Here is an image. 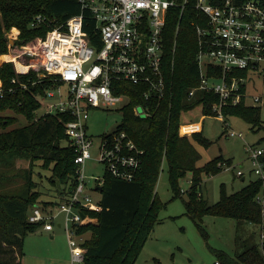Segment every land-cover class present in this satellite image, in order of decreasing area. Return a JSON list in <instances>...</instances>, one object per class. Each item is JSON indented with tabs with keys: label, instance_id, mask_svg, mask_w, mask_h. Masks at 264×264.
I'll return each instance as SVG.
<instances>
[{
	"label": "trees",
	"instance_id": "1",
	"mask_svg": "<svg viewBox=\"0 0 264 264\" xmlns=\"http://www.w3.org/2000/svg\"><path fill=\"white\" fill-rule=\"evenodd\" d=\"M195 1L189 0L182 15L178 8L169 9L164 30L166 90L161 98L150 100V116L139 117L133 112L134 105L145 102L139 91L141 86L120 83L130 101L122 109L123 120L119 127L144 150L142 168L132 181L119 180L105 173L100 200L102 209L87 212L97 218V223L78 227L79 233L88 234L83 244L87 248L83 264L135 263L157 223L158 209L162 205L152 189L163 159L167 161L176 195L182 197L179 179L192 171L193 188L188 199L182 197V200L186 213L204 234L201 220L206 214L236 221L235 241L241 250L235 257L220 253L216 264H264V242L248 244L251 232L264 226V178L258 177L231 194L222 191L220 200L210 205L200 197L201 170L196 166L199 155L188 135L180 129L183 113L196 106H200L203 113H210L212 102L217 100L213 93L201 90L188 97V92L199 84L195 27L206 25L205 16L194 7ZM223 1L211 0L214 4ZM242 1L234 0L236 3ZM261 1L264 4V0ZM80 12L77 0H0V55L8 51L7 36L13 28L19 30L16 44H25L45 36L49 28ZM84 13L89 17L88 12ZM38 14L45 17V23L33 28L31 22ZM85 29L91 34L87 25ZM0 79V264H21L24 239L27 234L37 231V225L28 221L29 210L39 203L43 194L33 178L34 166L51 173L49 190L54 189L55 195L52 200H43L42 204L56 205L75 185L78 165L74 161L75 148L64 132L66 115L48 114L34 120L35 110L40 106L39 96L50 85L49 79L33 84L38 80L36 72L17 74L12 61L0 67ZM225 109L247 120L253 130L261 123L260 107L256 105L241 103ZM9 112L13 114H7ZM17 115L24 117L28 124L10 129L18 121ZM200 139L206 142L205 138ZM219 159L203 170L217 173L214 163ZM25 160L29 161L27 168L11 173L17 161ZM40 173L38 171L37 175ZM16 178H21V185H17ZM244 232L247 237L240 239L239 234Z\"/></svg>",
	"mask_w": 264,
	"mask_h": 264
},
{
	"label": "built area",
	"instance_id": "2",
	"mask_svg": "<svg viewBox=\"0 0 264 264\" xmlns=\"http://www.w3.org/2000/svg\"><path fill=\"white\" fill-rule=\"evenodd\" d=\"M77 1L81 12L49 28L45 36L25 44H16L19 34L12 39L15 42L13 62L16 73L34 71L38 80L33 84L46 79L51 82L39 96V108L45 107L46 112L43 115L35 113L34 120L48 114L67 117L64 132L76 152V183L60 204L37 203L32 206L28 221L37 225V231L51 230L53 220L63 213L64 222L58 225L65 228L71 264H83L87 251L83 244L88 234L79 233L78 227L96 224L97 218L87 212L102 209L100 201L93 202L87 192V160L94 158L104 166L103 174L93 178L95 188L101 192L106 172L119 180H134L141 171L144 154L129 133L120 127L101 135L96 144L88 133L89 112L99 107H115L122 112L130 101L120 84L126 82L141 86L139 91L145 101L134 105V114L139 117L152 114L150 100L161 98L166 90L164 30L169 9L178 8L182 15L189 2ZM194 7L205 16L206 25L195 27L199 84L188 92V97L191 98L197 90L213 93L217 100L212 102V108L216 116L227 123L223 113L225 107L247 103V98L256 104L262 99L259 94H245L242 89L248 74L264 76V4L261 0L240 3L224 0L220 4L196 0ZM84 12H88L89 17ZM43 23L45 17L38 14L30 26L37 28ZM86 25L91 34L86 31ZM12 45L8 46L12 48ZM24 58L27 62H22ZM227 135L240 136L234 130L228 131ZM248 150L255 164V173L264 178V148L248 147ZM243 174L241 169L236 172L239 177ZM259 238L263 243L264 226L259 230Z\"/></svg>",
	"mask_w": 264,
	"mask_h": 264
},
{
	"label": "rangeland",
	"instance_id": "3",
	"mask_svg": "<svg viewBox=\"0 0 264 264\" xmlns=\"http://www.w3.org/2000/svg\"><path fill=\"white\" fill-rule=\"evenodd\" d=\"M18 34V29L13 28L8 33L7 38L15 40L14 35ZM14 47L15 42L12 48L8 47L6 54L0 55V59L3 60L0 62V67L5 62H13L11 57L16 53L13 51ZM22 62H27V59L24 58ZM1 87L2 81L0 79V89ZM242 90L250 96L259 94L262 97L257 104L251 98H247V101L246 98L244 99L247 102L246 105L260 107L261 123L254 130L251 129L247 120L227 109L223 110L227 123H223L216 116L213 108L210 113H203L200 106L183 113L181 118L180 129L188 135L191 144L199 155L196 166L201 170L200 197L207 200L210 205H214L220 200L222 191L231 194L260 177L254 171L255 164L250 157L251 152L248 147L253 149L264 148V76L260 73L248 74ZM45 112V107L35 111L36 115H43ZM17 118L18 121L11 125L10 129L28 124L24 117L17 115ZM122 120L121 110L115 107L111 109L92 108L88 118V133L97 144L101 135L116 130ZM230 130H234L240 136L228 137L227 132ZM201 137L205 138L206 142H203ZM95 155L96 152L93 150V156ZM218 157L220 159L214 163L217 173H206L203 168ZM28 166V160L17 161L11 173H16L18 169ZM33 169V178L43 191L39 197V203L42 204L43 200H52L55 193L54 189L49 190L48 177L51 175L50 171L35 166ZM238 169L243 171L244 180H242V176L236 175ZM38 171L41 172V175H37ZM103 171L104 166L94 158L87 160L85 166L87 192L95 203L100 201L102 193L95 188L96 184L93 178L101 176ZM192 176V171H189L178 182L180 194L185 199H188V193L193 188ZM21 182V178H16L17 185H21ZM152 190L157 193L162 205L158 209L157 223L134 264H216L220 253L235 257L237 251L241 250L235 241L236 221L234 219L206 214L201 220L205 234L198 228L186 213L182 197L176 195L172 189L168 164L165 159L162 161L158 180ZM60 222H64L63 213H60L53 220L51 230H39L27 234L23 242L21 264H71L67 235L64 226L58 225ZM251 233L248 244L258 245L260 243L259 229L256 228ZM239 235L240 239L241 236L242 238L247 237L245 232Z\"/></svg>",
	"mask_w": 264,
	"mask_h": 264
},
{
	"label": "water",
	"instance_id": "4",
	"mask_svg": "<svg viewBox=\"0 0 264 264\" xmlns=\"http://www.w3.org/2000/svg\"><path fill=\"white\" fill-rule=\"evenodd\" d=\"M7 41L10 43V44H13L14 43V41L12 40V39H8L7 38ZM242 180H244V178H242ZM99 189L101 190V188L99 187ZM84 216V215H83Z\"/></svg>",
	"mask_w": 264,
	"mask_h": 264
},
{
	"label": "bare ground",
	"instance_id": "5",
	"mask_svg": "<svg viewBox=\"0 0 264 264\" xmlns=\"http://www.w3.org/2000/svg\"><path fill=\"white\" fill-rule=\"evenodd\" d=\"M15 30V29H14ZM15 33V32H14ZM11 60H14V55L11 57Z\"/></svg>",
	"mask_w": 264,
	"mask_h": 264
},
{
	"label": "crops",
	"instance_id": "6",
	"mask_svg": "<svg viewBox=\"0 0 264 264\" xmlns=\"http://www.w3.org/2000/svg\"><path fill=\"white\" fill-rule=\"evenodd\" d=\"M1 55H4V54H1ZM242 178H244V179H245V177H244V174H243ZM51 237H53V236H51Z\"/></svg>",
	"mask_w": 264,
	"mask_h": 264
}]
</instances>
